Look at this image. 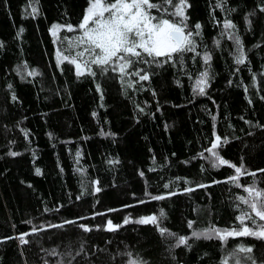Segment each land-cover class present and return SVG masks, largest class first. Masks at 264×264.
<instances>
[{
    "label": "trees",
    "instance_id": "16d2710c",
    "mask_svg": "<svg viewBox=\"0 0 264 264\" xmlns=\"http://www.w3.org/2000/svg\"><path fill=\"white\" fill-rule=\"evenodd\" d=\"M88 7L0 0V264H264L262 238L192 235L263 224L240 198L264 192V0H185L194 50L123 73L77 57Z\"/></svg>",
    "mask_w": 264,
    "mask_h": 264
},
{
    "label": "snow or ice",
    "instance_id": "6c2138e0",
    "mask_svg": "<svg viewBox=\"0 0 264 264\" xmlns=\"http://www.w3.org/2000/svg\"><path fill=\"white\" fill-rule=\"evenodd\" d=\"M163 5H171L175 11L169 15L172 17H181L179 22L173 19L167 18L165 15L168 13V9L162 7L160 3H155L153 0H89V7L86 9V13L83 16L82 22L79 24V29L83 34L77 37L75 46L87 45L83 51L77 53V57H84L87 53L92 57L90 63L97 66H106L112 63H119L120 71L123 73L126 68L135 63L132 58L136 60H144V57L152 58V60H145L144 62H152L156 58L166 57L169 60L174 55L183 54L186 51L194 50L193 40L191 39L193 33L191 31L185 32L183 23L184 11L183 6L185 0H179V3H175V0H162ZM153 10L160 15H153ZM37 9L32 7V13H36ZM60 26L53 25L52 33L55 36L56 30ZM197 29L200 25L195 26ZM233 25L230 22H225V28H231ZM72 26H68V31H72ZM196 35H199L197 32ZM239 43V41H237ZM71 46V44H70ZM59 55V54H58ZM62 59L68 60V56L62 57ZM209 57L205 55V63H207ZM70 62L75 63V60ZM244 61L242 57L237 58L236 63L242 64ZM88 62H85V67ZM77 75H81L80 64H76ZM134 75L137 73H133ZM140 80H147L148 75H140ZM207 83V73H201V78L197 81V88L199 93H204V88ZM220 138L216 137V141L212 143L211 147L206 151L209 152L215 160L220 164H228L216 153L215 149L218 147ZM11 155H17V153H11ZM213 166H216L215 164ZM232 166V165H229ZM37 174L40 173V169H36ZM241 172L240 167H236V173L239 175ZM237 177H232L235 181ZM167 187V185H165ZM100 189L97 188L96 191ZM249 196L252 197V201L246 200L244 197L240 199L248 204L255 216L259 217L261 221H264V192L255 190L253 188H245ZM152 199H163L162 196L152 197ZM257 201L260 203L258 204ZM163 216V212H161ZM237 219L241 222L239 230L225 231L221 234L219 230H212L216 236L220 239H224L225 236H255L264 239V224L258 225V230H253L244 224L245 219L252 220V216L243 215L238 216ZM127 219L125 223H127ZM137 223H156L157 218L155 216L142 217ZM30 223V222H29ZM85 231L90 229L87 226L81 225ZM189 227H192V222H189ZM109 231L114 230L111 222L108 223ZM35 231V229H34ZM161 235H164L166 229H161ZM26 235V234H25ZM174 235V234H170ZM196 238L204 236L208 238V233L192 234ZM21 243H27L24 240L23 235L20 237ZM186 238L179 237V244H185ZM240 252L249 253L252 251L250 247L239 248ZM250 259V258H249ZM129 264H137V261L130 259Z\"/></svg>",
    "mask_w": 264,
    "mask_h": 264
},
{
    "label": "rangeland",
    "instance_id": "374dc122",
    "mask_svg": "<svg viewBox=\"0 0 264 264\" xmlns=\"http://www.w3.org/2000/svg\"><path fill=\"white\" fill-rule=\"evenodd\" d=\"M247 197H248V200H249V201H252V197L249 196V193H248V192H247ZM257 203L259 204L260 202L257 201ZM250 209H251V208H250ZM251 211H252V210H251ZM252 213H254V212H252ZM254 215H255V213H254ZM257 218H259V217H257ZM262 223L264 224V221H262ZM229 232H231V231H229ZM220 233H221V234H224L225 231H220ZM208 236H212V237H216V238L220 239L219 237L216 236V234H215L214 231L208 232ZM226 237H231V236H225V238H226ZM253 237H255V236H253ZM232 261H233V260H232ZM233 262L237 263V262H238V259L235 258V260H234Z\"/></svg>",
    "mask_w": 264,
    "mask_h": 264
},
{
    "label": "water",
    "instance_id": "95a60500",
    "mask_svg": "<svg viewBox=\"0 0 264 264\" xmlns=\"http://www.w3.org/2000/svg\"><path fill=\"white\" fill-rule=\"evenodd\" d=\"M148 216H153V215H148ZM148 216H146V217H148ZM141 219V218H140ZM140 219H137L136 221H138V220H140ZM137 225H151L152 223H137V222H135Z\"/></svg>",
    "mask_w": 264,
    "mask_h": 264
}]
</instances>
